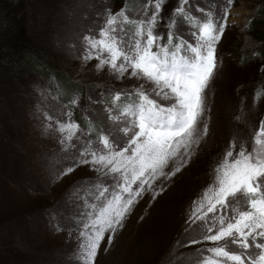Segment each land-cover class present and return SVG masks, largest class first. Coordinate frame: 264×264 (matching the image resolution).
Here are the masks:
<instances>
[{"label": "rangeland", "instance_id": "rangeland-1", "mask_svg": "<svg viewBox=\"0 0 264 264\" xmlns=\"http://www.w3.org/2000/svg\"><path fill=\"white\" fill-rule=\"evenodd\" d=\"M0 1L9 21L0 31V53L13 47L30 49L38 58L48 60L53 71L64 73L73 85L68 92L51 69L26 62L23 57L16 66L0 69V264H78L76 221L85 210L84 199L89 198L86 189L99 180L112 181L87 164L60 176L63 169L75 164L69 156H77L79 146L65 150L55 121L48 117L62 120V114L70 111L79 124L80 119L95 122L96 127L110 123L105 111L109 92L130 90L143 81L129 79L127 74L117 79L107 67L98 69L96 59H85L84 37L98 32L107 13L127 9L129 15H134L145 0L136 5L129 0ZM209 1L202 2L205 11L222 15L226 1L222 6ZM177 6L178 0H166L160 14L166 17L165 23ZM263 9L264 0H236L230 6L227 27L217 46L220 69L209 92L208 135L180 172L156 181L154 191H146L139 198L111 245L105 237L96 264H191L198 258V250L214 246L211 242L190 243L200 237L198 225L188 223L189 216L194 202L213 182V169L230 142L235 139L239 144L243 139L250 145L251 134L264 121V99H255L264 88V40L252 33L254 21L264 19ZM165 25L160 22L156 31H168ZM180 31L192 39L187 26L180 27ZM255 55L254 61L249 60ZM74 93L82 98L76 111L72 103L65 101L69 95L70 103ZM89 138L85 136L84 140ZM42 140L49 143L43 152L38 146ZM41 157L42 161L47 157L43 166ZM170 170L171 166L166 171ZM192 178L195 183H188ZM66 190L71 199L66 209L75 213L74 219L50 216L53 222H48L47 235L38 236L36 241L23 238L27 228L44 231L33 224L22 229L20 223H30L42 209L54 207ZM57 207L65 209L64 205ZM161 214L165 219L152 225Z\"/></svg>", "mask_w": 264, "mask_h": 264}, {"label": "snow or ice", "instance_id": "snow-or-ice-1", "mask_svg": "<svg viewBox=\"0 0 264 264\" xmlns=\"http://www.w3.org/2000/svg\"><path fill=\"white\" fill-rule=\"evenodd\" d=\"M165 3L145 0L134 15L127 9L109 12L98 32L84 37L85 59H96L98 69L107 67L117 79L127 74L143 81L109 92L107 126L89 121L85 130L70 111L62 120L48 117L65 150L79 146L78 155L69 156L75 164L60 176L87 164L112 181L99 180L86 189L89 198L76 221L78 264H96L105 237L111 245L139 198L154 191L156 181L180 172L208 135L209 92L220 69L217 46L234 0H226L220 16L197 9L203 17L192 14L190 0H178L165 25L166 39L156 31ZM183 26L192 42L180 31ZM255 99H264V88ZM213 172L188 223L198 225L200 237L190 243L214 246L198 250L191 264H264V121L251 134L250 145L233 139Z\"/></svg>", "mask_w": 264, "mask_h": 264}, {"label": "trees", "instance_id": "trees-1", "mask_svg": "<svg viewBox=\"0 0 264 264\" xmlns=\"http://www.w3.org/2000/svg\"><path fill=\"white\" fill-rule=\"evenodd\" d=\"M203 1L204 0H200V3H195V2H197V0H190V4L192 5V14L194 16H198V15L203 14L202 12L197 11V9L207 10V9L203 8V3H202ZM225 1L226 0H211L209 2H213L215 4L218 3L219 6H222V4L225 3ZM234 1H236V0H234ZM129 2H131V4H133V5H136V4H139L141 2V0H129ZM4 7L5 6H3V2L0 1V31L1 30H4V28H6L9 25L8 18L5 17L6 16V12H5V9L6 8H4ZM263 13H264V9H263ZM161 17H162V19L160 20V22L162 24H166L165 23L166 17H164V16H161ZM163 27H165V26H163ZM158 32L161 35H163L165 37V39H166L167 33H168L167 30L164 31L163 28H160V30ZM252 33H253L254 37L257 38V39H259L260 41L261 40H264V19L263 20L257 19L256 21H254V23L252 25ZM189 36H190V34H189ZM11 50L12 51H9V52H7V50H3L2 51V54L0 53V69L1 70H5L8 66H11V65L16 66V64H18L17 63V60H19V58L23 57L26 60V62L34 61V62L39 63L42 66V68H44L46 70L47 69H49V70L51 69L53 71V69H52L53 65L48 60H46V59L43 60V59L38 58L35 54H32V52H31L30 49L29 50H26L24 48L13 47ZM261 54H263V56H264V49L261 51ZM255 57H256V55L254 57H252L251 59H249V60L254 61L255 60ZM53 72L56 73L57 77L56 76L55 77L58 80H62L64 82L65 88H67L68 89V92H70L71 91V88L73 86L72 85V82L70 80H68L67 78H64V76H63L64 73H62V72H56V71H53ZM65 101H69V98L66 97L65 98ZM88 122L89 121H85L83 119H80V124L82 126H85V129L88 128ZM92 123L96 126L95 122H92ZM92 135L94 136L95 133H92ZM38 146H41L42 147V152H43L45 150H48L49 143L46 140L38 141ZM39 154L40 153H38V155ZM47 157H50V155H48ZM46 158H43V161H42V157H41L40 162H41L42 166H43L44 160ZM25 166L27 167V165H25ZM25 166H23V168ZM28 166H29V168L31 167V165H28ZM46 180H48V179H46ZM48 182H49V180H48ZM68 195L70 196V192L68 193L67 190H66V193L63 194L60 197L59 200H57V203H56L57 205L55 204L54 207L44 208V209H42L40 211V213L37 212V213H39V216L37 215V219L32 220L30 223H28V221L24 225L22 223H20L21 225L20 224L19 225H20L21 228L24 227V226H28L27 224H33L34 226H37L40 229H42V231H44V232H39V231L34 232L35 231L34 229H32L30 231L27 228V229L23 230V233L24 234H22V237L23 238L27 237V238H30L29 240L36 241V240H38V238L40 236L42 237L43 234H46L47 235L48 232H46V229L49 226L48 225L49 224L48 222H51L52 221L50 219V216L56 215V216H59L61 219H62V217H63V219H64V217H69L71 220H73L75 213H70V211L66 209V207H68L66 205L68 204L69 200H71L70 198L68 200ZM63 205L65 206V209H60V208L57 207V206H59V207L63 208ZM12 226L18 229V227H16V225H15V222L12 223ZM23 238H21V236H20V239L19 240H22ZM56 251H58L60 253V255H63L61 250H56ZM63 251H65V250H63ZM64 254H65V252H64Z\"/></svg>", "mask_w": 264, "mask_h": 264}, {"label": "bare ground", "instance_id": "bare-ground-1", "mask_svg": "<svg viewBox=\"0 0 264 264\" xmlns=\"http://www.w3.org/2000/svg\"><path fill=\"white\" fill-rule=\"evenodd\" d=\"M194 182V180H193V178H192V180L190 181V182H188V183H193ZM195 183V182H194ZM177 200V198H174V199H172V200ZM169 200V199H168ZM171 201V200H170ZM173 204L175 203V202H172ZM166 213V212H165ZM165 217V215H163V214H161V215H159L157 218H155V220L152 222V225H154V226H157V225H159L161 222H162V220L163 219H165L164 218ZM174 218V217H173ZM147 226H148V224H147ZM134 229H136V228H134ZM152 229V228H151ZM161 230V229H160ZM145 232V231H144ZM136 235V230H134V232H133V236H135Z\"/></svg>", "mask_w": 264, "mask_h": 264}]
</instances>
